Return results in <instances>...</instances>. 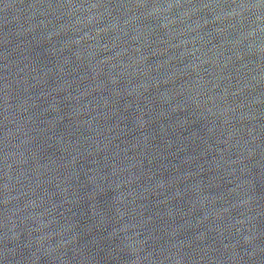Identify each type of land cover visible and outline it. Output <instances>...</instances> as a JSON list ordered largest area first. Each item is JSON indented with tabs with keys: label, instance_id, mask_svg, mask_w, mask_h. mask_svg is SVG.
I'll return each mask as SVG.
<instances>
[{
	"label": "water",
	"instance_id": "obj_1",
	"mask_svg": "<svg viewBox=\"0 0 264 264\" xmlns=\"http://www.w3.org/2000/svg\"><path fill=\"white\" fill-rule=\"evenodd\" d=\"M0 264H264V0H0Z\"/></svg>",
	"mask_w": 264,
	"mask_h": 264
}]
</instances>
